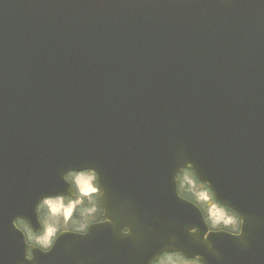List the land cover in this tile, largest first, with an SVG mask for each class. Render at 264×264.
I'll use <instances>...</instances> for the list:
<instances>
[{
	"label": "water",
	"instance_id": "obj_1",
	"mask_svg": "<svg viewBox=\"0 0 264 264\" xmlns=\"http://www.w3.org/2000/svg\"><path fill=\"white\" fill-rule=\"evenodd\" d=\"M82 169L107 219L89 229L127 228V262L103 244L87 261L67 233L27 258L14 220L35 227L38 201ZM183 169L242 217L239 234L208 230L177 193ZM174 251L264 264V0H0V264Z\"/></svg>",
	"mask_w": 264,
	"mask_h": 264
},
{
	"label": "flooded vegetation",
	"instance_id": "obj_2",
	"mask_svg": "<svg viewBox=\"0 0 264 264\" xmlns=\"http://www.w3.org/2000/svg\"><path fill=\"white\" fill-rule=\"evenodd\" d=\"M84 174H88V176H91L92 179V189L89 190L85 195H82L80 197L77 186L75 185V176H83ZM65 179L69 182L70 188L69 192L70 194H62L58 196H51V197H45L43 200H41L37 205V219L38 222L35 225L34 230L30 229V227L27 225V223L22 219H16L15 225L20 229L24 235V239L26 242V250H27V256L33 258L32 249L34 250H40L42 252L48 251L54 244L56 237L61 231H68L71 234L77 236V238L73 237H67L63 240L64 243L67 242H76L82 250L85 252L82 254L83 259L89 260L90 255L94 251L92 247L96 248L97 244H103L105 248H109L110 253L105 254V256H114L116 259H118L119 262H127L129 254L127 253L125 247L127 244V238L125 236L127 230L121 229V230H114V231H106V230H98L95 231L97 233H109L112 232L113 234L120 233L122 234L120 238H112L108 239L107 235L103 238L98 237H92L90 236V233L94 232V230L89 231L88 227L92 224L101 223L105 221L104 217V209L100 202V190L97 187L94 174L90 171H70L65 174ZM93 189H96V191H93ZM205 190V189H204ZM206 191V190H205ZM182 192V189H181ZM186 196L185 198L189 201L195 203L198 205V207L201 209V211L205 213V208L208 207L211 204H216L218 208L223 209L229 213V211L215 203L211 200V197L209 200H205L204 197L199 196L197 192L189 191V193H184ZM80 199V203L74 205L71 210V214L67 217V225H58L59 223H62V218H64L63 213L61 212L59 216L56 215V224L57 227L53 228L52 234L45 238L43 237L46 233V230L49 229L51 224V217L53 216L52 213L49 212L48 208L46 209V205L48 202L54 203V202H61L62 205H66L69 202H72V200ZM59 200V201H58ZM211 201V202H210ZM94 205V210L90 213L82 214V208L86 207V205ZM48 206V205H47ZM206 216V215H205ZM207 218V217H206ZM66 218H64L65 220ZM208 224L209 220H208ZM83 227V231H80L81 226ZM222 228V227H221ZM230 232H236L237 229L228 230ZM43 237V238H42ZM42 238V239H41ZM172 255H177L180 258L181 262H188V263H194L200 264L197 260L192 259L188 260L183 258L177 253H169ZM169 254H162L158 259L153 261L151 264H159L162 256L169 255ZM38 264H49L47 259L39 260L37 261Z\"/></svg>",
	"mask_w": 264,
	"mask_h": 264
},
{
	"label": "rangeland",
	"instance_id": "obj_3",
	"mask_svg": "<svg viewBox=\"0 0 264 264\" xmlns=\"http://www.w3.org/2000/svg\"><path fill=\"white\" fill-rule=\"evenodd\" d=\"M75 185L77 186V191L80 195H85L89 190L92 189V177L88 176V174H84L83 176H75ZM181 182H185L188 187L189 191L197 192L199 196H202L205 198V200H209L208 192L204 190L203 186H200L196 184L194 179H192L188 173L182 174L180 176ZM59 201V200H58ZM80 199L72 200V202H69L66 205L61 206V202H54L50 203L48 202L46 205V209L48 208L49 212L53 214L51 217V224L49 229L46 230V233L43 237L48 238L52 232L54 231L53 228L57 227L56 224V215L57 217L62 212L64 215V218H62V223H59L58 225H67V217L71 214L72 207L74 205L80 203ZM211 202V201H210ZM94 210V205H86V207L82 208V214H86L88 212H92ZM205 215L207 217V220H209L210 226L212 228H221V227H227V229H236L237 227V218L233 216L232 214L228 213L227 211L220 209L217 207L216 204H211L208 207L205 208ZM42 237V238H43ZM41 238V239H42ZM156 264V263H155ZM159 264H194V263H188V262H181L179 256L177 255H164L162 256Z\"/></svg>",
	"mask_w": 264,
	"mask_h": 264
},
{
	"label": "trees",
	"instance_id": "obj_4",
	"mask_svg": "<svg viewBox=\"0 0 264 264\" xmlns=\"http://www.w3.org/2000/svg\"><path fill=\"white\" fill-rule=\"evenodd\" d=\"M184 172H186V173H188V175L192 178V179H195V177H194V175L192 174V172L189 170V171H184ZM181 180V179H180ZM195 182H196V184H199L196 180H194ZM200 185V184H199ZM181 189H182V193L180 192V190H179V192H180V194L182 195V196H185L184 195V193H189V187H188V185L185 183V182H181V187H180Z\"/></svg>",
	"mask_w": 264,
	"mask_h": 264
},
{
	"label": "clouds",
	"instance_id": "obj_5",
	"mask_svg": "<svg viewBox=\"0 0 264 264\" xmlns=\"http://www.w3.org/2000/svg\"><path fill=\"white\" fill-rule=\"evenodd\" d=\"M93 191H96V189H93ZM242 223H243V219H242V217H239V218H237V224H239V225H242ZM83 225L81 226V228H80V231L82 232L83 231ZM195 230V228H191V229H189V231L190 232H193ZM237 234H239L238 232H237ZM205 235H207V233H205ZM27 256V255H26ZM28 257V256H27ZM29 258V257H28ZM194 264H195V262H194Z\"/></svg>",
	"mask_w": 264,
	"mask_h": 264
},
{
	"label": "snow or ice",
	"instance_id": "obj_6",
	"mask_svg": "<svg viewBox=\"0 0 264 264\" xmlns=\"http://www.w3.org/2000/svg\"><path fill=\"white\" fill-rule=\"evenodd\" d=\"M193 232H195V230L193 231ZM32 257H29V259H31Z\"/></svg>",
	"mask_w": 264,
	"mask_h": 264
}]
</instances>
